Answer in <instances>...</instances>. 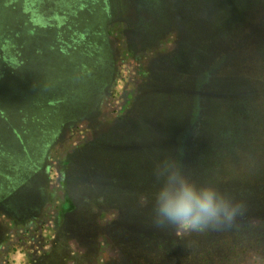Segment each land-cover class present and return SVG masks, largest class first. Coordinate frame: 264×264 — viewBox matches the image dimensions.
<instances>
[{
    "label": "rangeland",
    "instance_id": "obj_1",
    "mask_svg": "<svg viewBox=\"0 0 264 264\" xmlns=\"http://www.w3.org/2000/svg\"><path fill=\"white\" fill-rule=\"evenodd\" d=\"M181 179L229 214L164 218ZM107 180L123 201L95 209L79 256L84 188ZM54 248L52 264H264V0H0V264Z\"/></svg>",
    "mask_w": 264,
    "mask_h": 264
},
{
    "label": "trees",
    "instance_id": "obj_2",
    "mask_svg": "<svg viewBox=\"0 0 264 264\" xmlns=\"http://www.w3.org/2000/svg\"><path fill=\"white\" fill-rule=\"evenodd\" d=\"M159 96H163V95H159ZM157 101H156V103H157ZM164 108H165V106L163 105V101H161L160 107L157 108V111L158 110L159 111L165 110ZM155 111L156 110H154V112ZM103 141L101 143L98 142V147L99 148L103 147L105 145L103 143ZM131 145H133V144L131 143ZM129 147H132V146L129 145ZM114 148L115 147L112 148V151H115ZM128 152L130 153L131 149H128ZM79 155L82 156V152H80ZM125 160H126V157L123 156L122 161H120L121 165L125 162ZM102 161L103 160H99L100 164L102 163ZM107 163L108 162L105 159V161L103 162L102 165H106ZM93 167H95V166L93 165L86 172L82 171L83 172L82 175L86 176L89 173L94 175L95 171H93ZM96 170L99 171L98 166H96ZM70 174H71V172H70ZM98 176H102V177L105 176L106 178H110L109 175L107 176L103 172H99L97 177ZM68 177H69V175L64 172V179H63L64 184H66V183L69 184V182H67ZM73 180H74V182L76 181L75 183H78L77 182V178H75ZM83 186H85V185H83ZM99 186L100 185H96V187H90L89 191H88L87 188H84L85 191L88 192V193H86L88 197L86 199L85 205H83L81 207L82 209L78 213L79 220L77 221L76 226H74V228L72 229V233L75 234V235H73L75 238L77 237L79 239V241H82L81 239L84 238V243H87V247H85V245L83 243L80 244V246L82 245L81 246L82 248L80 249L79 256H83V255L87 256L89 254L90 244H88V237L85 238V236L83 237V235L86 234V232H87L86 228H88V226H90V223H91L90 218H92V216L94 215L95 209H99L103 205L112 206L113 202H116L115 205L119 206L120 205L119 203H121L123 201V199L121 198L120 195H114L113 194L114 191H115L114 188L116 186V185H114V183L110 184L109 180H107L106 183H104L102 181V184H101L102 188L99 187ZM97 187H99V190H100L99 192L96 191ZM79 188H77V189H79ZM64 192H65V189H64ZM103 192H104V195H103ZM81 193L83 194L82 190H81ZM93 195H95V196H93ZM97 195L101 196V197H96ZM66 202H67L66 204L62 202L61 206H60V210H61V214H62V218H63L62 221H63L64 225H65L66 217H69V215H71V214H76V212H77V210L79 208V207H77L76 205H74L73 203H71L69 201H66ZM112 207H114V205ZM124 212H125V214H124L125 217H130L131 218V220L129 221L130 224H133L134 226L138 225V226H143V227H145L144 225L147 224V219L145 218V216L142 217L141 213L135 212L132 208L131 209H126V210H124ZM142 220H146L145 223H143V225H142ZM63 224H62V227H63ZM77 233H78V235H80L81 238H79V236H77ZM77 238H76V240H77ZM80 259H83V258H80ZM58 260L61 261L62 263L65 262V258L62 256V254L57 251V248H54L51 251L50 257L48 259L44 260L41 264H52V263H54L55 261H58Z\"/></svg>",
    "mask_w": 264,
    "mask_h": 264
},
{
    "label": "clouds",
    "instance_id": "obj_3",
    "mask_svg": "<svg viewBox=\"0 0 264 264\" xmlns=\"http://www.w3.org/2000/svg\"><path fill=\"white\" fill-rule=\"evenodd\" d=\"M158 211L166 219L183 227H194L203 221L229 214L227 205L209 189L197 191L182 179L176 192L163 189L158 196Z\"/></svg>",
    "mask_w": 264,
    "mask_h": 264
},
{
    "label": "flooded vegetation",
    "instance_id": "obj_4",
    "mask_svg": "<svg viewBox=\"0 0 264 264\" xmlns=\"http://www.w3.org/2000/svg\"><path fill=\"white\" fill-rule=\"evenodd\" d=\"M96 106H97V105H96ZM95 110H97V108H95L94 111H95ZM43 172H45V171H43ZM41 174H42V172L40 173V175H41Z\"/></svg>",
    "mask_w": 264,
    "mask_h": 264
}]
</instances>
